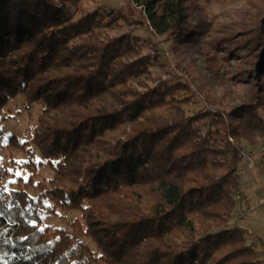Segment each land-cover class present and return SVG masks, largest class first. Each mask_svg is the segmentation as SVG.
Listing matches in <instances>:
<instances>
[{"label": "trees", "instance_id": "16d2710c", "mask_svg": "<svg viewBox=\"0 0 264 264\" xmlns=\"http://www.w3.org/2000/svg\"><path fill=\"white\" fill-rule=\"evenodd\" d=\"M127 1L141 18L99 0H0V111L17 95L42 106L28 142L4 143L0 128V153L52 171L4 191L0 161V233L11 241L0 243V264H264L245 229L229 226L242 143L264 139V0L243 27L235 70L206 39L211 0ZM143 25L192 47L206 77L153 74L157 42L146 50L134 34ZM198 93L218 108L188 113ZM57 209L78 217L39 231Z\"/></svg>", "mask_w": 264, "mask_h": 264}, {"label": "rangeland", "instance_id": "374dc122", "mask_svg": "<svg viewBox=\"0 0 264 264\" xmlns=\"http://www.w3.org/2000/svg\"><path fill=\"white\" fill-rule=\"evenodd\" d=\"M260 0H211L210 10L213 16V25L211 30L207 34L206 39L209 41V46L214 50L218 56L223 58V62L227 67H232L231 69L238 68L237 56L239 53L236 52V45L241 42V32L243 27L249 22V18L252 17L253 9L256 7ZM99 2L105 7L120 8L127 13L133 14L134 17L141 18L140 12L142 8L131 1L127 0H99ZM248 18V19H247ZM247 19V21H245ZM147 26V24H146ZM149 30V29H148ZM143 25L134 31V34L139 36L145 41V49L150 50L152 48L151 43L157 42V54L158 58L152 62L151 70L153 74H160L163 78H170L173 74L180 77V80H198L200 76L206 77L207 71L203 69L197 55L193 51V48L178 43L175 38L167 36H154L150 31H148ZM239 32V33H237ZM150 42V44H147ZM245 85L239 83L235 90V101L238 102L239 95L244 92ZM213 89L216 91L217 100H220L224 96L223 89L219 88L216 84H213ZM184 96L186 94L182 93ZM222 104L228 103L227 97L220 100ZM212 102L211 99L205 98L204 93H198L196 97L188 104H183V107L188 113L196 112L204 108H210L209 103ZM212 108H218L217 105H212ZM42 106L39 103L27 104L22 95H17L15 98L11 99L6 107L0 111V128L3 131V135L7 136L8 133L16 136L20 141L28 142L32 136L33 130L36 126L37 116L39 115ZM264 118V110L260 111ZM9 137V136H8ZM7 137V138H8ZM6 141L4 140V143ZM244 152L245 148L254 147L248 145L247 143H242ZM264 146V139L260 141L254 151V168L250 170L248 164L246 166L247 178L250 184L263 186L260 192L264 195V159L261 157V150ZM251 152V151H250ZM249 152V153H250ZM37 158L40 159L39 154H36L35 162ZM13 160L15 166L9 165V161ZM24 160L26 157L22 152L4 150L0 153V161L6 162L10 171L9 176L4 180L3 184L7 189L15 188L16 179L20 177L23 181V175L28 177L39 178V177H49L52 175V171L48 166H39L36 173H31L24 164H18L17 161ZM242 163H239V170L241 169ZM19 170L22 175L17 176L15 173ZM254 176V177H253ZM242 178H244L242 176ZM250 179V180H249ZM249 187V184L247 185ZM236 195H239V200L237 201L238 206H245V209L250 212L255 213V217L250 223L246 221L247 218L252 219V214L243 213L242 217L244 221L236 222L233 218L238 217L237 213L233 214L229 220V226H239L245 229V234L247 241H252L253 249L257 256L264 261V200L262 203L253 210H249L251 204L244 203L242 201V193L237 191ZM257 193V192H256ZM259 195V194H258ZM244 199V198H243ZM236 212V209L235 211ZM78 217V212L76 211H66L57 209L56 215H45L44 223L50 229L54 228H67L69 229V224L74 218ZM234 220V221H233ZM234 222V223H233ZM239 224V225H238ZM85 244H87L92 250H94V244L82 238Z\"/></svg>", "mask_w": 264, "mask_h": 264}, {"label": "crops", "instance_id": "0c3cea01", "mask_svg": "<svg viewBox=\"0 0 264 264\" xmlns=\"http://www.w3.org/2000/svg\"><path fill=\"white\" fill-rule=\"evenodd\" d=\"M255 146H258V144L255 145ZM255 146L251 147V148L250 147L249 148H245V152H244V148H243V157H242V160H241L242 164L240 166L241 169L239 170L240 188H239L238 191L241 192L242 195H243L242 196V201L244 203L247 202V204H251L250 207H248L249 210H253L254 208H256V206L260 205L262 203V201L264 200V195L260 192V190H261V188L263 186L250 184V181H248V178H247V171L244 173V171L247 169L246 166L248 164V161L251 160V159L252 160L255 159L254 156H253L254 153H255L254 151H256V148H257ZM242 176L244 178H242ZM248 184H249V187H247ZM244 212H246V214H249L248 211L245 209V206L244 207H242V206L236 207V212H234L233 214L237 213V215H239V216L238 217H234V215H232V217H234L233 219L236 222L244 221L243 217H242ZM251 214H252V219H250V218L246 219V221L249 222V223L252 220H254V218H255L253 216L255 213L250 212L249 215H251Z\"/></svg>", "mask_w": 264, "mask_h": 264}, {"label": "snow or ice", "instance_id": "6c2138e0", "mask_svg": "<svg viewBox=\"0 0 264 264\" xmlns=\"http://www.w3.org/2000/svg\"><path fill=\"white\" fill-rule=\"evenodd\" d=\"M11 135H12V133H8L7 136H4V137H3V139H4L5 141H7V137H8V136H11ZM37 162H38V163L40 162L39 158H37ZM17 163H18V164H25V163H27V161L19 160V161H17ZM9 171H12V170L9 169ZM15 174H16L17 176H21V175H22V173H21L19 170H17ZM23 179H24L25 181H27V180L29 179V177H28L27 175H23ZM7 190H8L7 187H5V188H4V191H7ZM0 199H3L2 195H0ZM29 207H30V206H29ZM0 215H3V213L0 212ZM30 223L33 224V225H35V224H36V221L33 220V221H31ZM46 227H48V226H47V225H44L43 227H40V228H39V231L43 232L44 229H45ZM2 236H3V233H0V243H10V242H11L9 239H2ZM22 239H25V240H26V239H28V237H22ZM56 239L59 240L60 237H56ZM49 243H52V241H49Z\"/></svg>", "mask_w": 264, "mask_h": 264}, {"label": "built area", "instance_id": "2783aa9c", "mask_svg": "<svg viewBox=\"0 0 264 264\" xmlns=\"http://www.w3.org/2000/svg\"><path fill=\"white\" fill-rule=\"evenodd\" d=\"M260 153H261L260 155H261L262 159H264V146L262 147V150H261ZM254 167H255V166H254V161H252V159L249 160V161H248V168H249L250 170H252ZM235 200H236V201L239 200V195H236V199H235Z\"/></svg>", "mask_w": 264, "mask_h": 264}]
</instances>
